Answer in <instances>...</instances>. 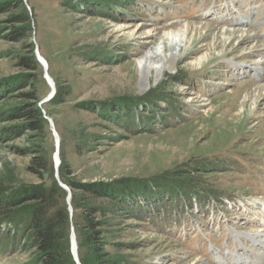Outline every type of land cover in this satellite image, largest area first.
<instances>
[{"label": "rangeland", "instance_id": "374dc122", "mask_svg": "<svg viewBox=\"0 0 264 264\" xmlns=\"http://www.w3.org/2000/svg\"><path fill=\"white\" fill-rule=\"evenodd\" d=\"M23 11L27 21L12 22ZM187 22L179 59L157 82L150 74L141 91L136 59ZM119 24L131 26L114 31ZM222 30L240 32L225 42ZM146 31L153 37L143 39ZM15 35L22 36L10 40ZM31 45L61 102L54 95L45 101L51 87L41 66H18ZM259 85L264 0H0V190L49 183V173L28 171L32 149H42L54 176L57 141L47 121L35 136L23 118H9L19 105L45 101L58 135V171L69 182L156 195L134 204L123 198L122 207L96 200L107 210L99 219L109 264H264ZM22 219L0 228V264H35ZM78 229L79 257L88 247Z\"/></svg>", "mask_w": 264, "mask_h": 264}, {"label": "trees", "instance_id": "16d2710c", "mask_svg": "<svg viewBox=\"0 0 264 264\" xmlns=\"http://www.w3.org/2000/svg\"><path fill=\"white\" fill-rule=\"evenodd\" d=\"M26 21L25 11L21 15L12 18L14 23H24ZM28 25L24 27V32L29 29ZM21 36H12L10 40L18 41ZM28 54L19 57L18 66L27 70L40 68L33 55L32 45ZM24 84L25 82L21 85ZM52 99L54 102H61L59 91H55ZM11 112L9 118H23L26 129L36 132L35 136L43 131L46 120L42 117L41 110L35 101L29 105H19ZM30 152L32 161L28 171L40 178H43L45 173H49V183L40 182L9 193L0 190V228L2 224H11L16 216L20 219L23 218L22 234L28 240L29 247L34 249L35 264H74L70 253V228L71 226L74 228L78 244L77 251H79L84 247V242L78 226H83L85 231L83 238L88 247V252L85 256L79 253L80 263L109 264L110 259H107L109 255L104 251L106 243L100 236V228L103 226V222L99 219L106 215L107 210L97 206L95 204L96 200L107 199L109 203L117 206L123 198H127L130 204H134L138 198L152 200L156 195L148 194V196L145 194L141 197H135L134 190L125 189L124 187L117 188L109 183L81 184L69 182L60 168L58 171L60 179L71 188L70 203L73 213L70 218L65 203L66 192L55 180L48 157L44 153L42 154V149H32ZM74 190H80L82 195L76 197ZM151 196L153 198H150ZM122 206L121 203L120 207ZM81 223L83 225H80ZM8 232L9 230L6 232L7 235H10ZM0 249L5 250V247L0 245Z\"/></svg>", "mask_w": 264, "mask_h": 264}, {"label": "bare ground", "instance_id": "6f19581e", "mask_svg": "<svg viewBox=\"0 0 264 264\" xmlns=\"http://www.w3.org/2000/svg\"><path fill=\"white\" fill-rule=\"evenodd\" d=\"M189 23H184L181 28L176 31H168L161 33L160 39H162L163 46H157L153 49H146L140 57L136 59L137 67L135 68L137 71L140 72V89L144 91L148 85L149 75L154 74V81H158L160 77L164 74V72L172 65L170 60L177 61L179 58L176 57V48L179 46L180 43L183 42L185 34L189 33ZM131 25L129 24H119L113 28L116 32H123L125 29H128ZM139 27V28H138ZM135 28L141 29V26L137 25ZM240 30H222L221 35L223 39L226 41H230L231 38L236 37V34H239ZM158 34V33H157ZM188 35V34H187ZM153 35L146 31L143 34V39L148 40L152 38ZM242 36H238L237 38H241ZM161 41V40H160ZM40 57L44 59L41 54L39 53ZM45 60V59H44ZM203 60V59H202ZM201 61V60H200ZM198 62V59H197ZM47 64V63H46ZM264 90V85L258 86V93L257 95H262ZM212 110V109H210ZM241 113L244 112L242 108L240 109ZM54 128V125H53ZM55 130V129H54ZM79 258V257H78ZM258 258H252L249 260L248 264H257ZM81 264V263H80Z\"/></svg>", "mask_w": 264, "mask_h": 264}, {"label": "water", "instance_id": "95a60500", "mask_svg": "<svg viewBox=\"0 0 264 264\" xmlns=\"http://www.w3.org/2000/svg\"><path fill=\"white\" fill-rule=\"evenodd\" d=\"M34 55H35L36 61L39 63V65L43 69V74H44L45 79L47 80V82L49 83V85L51 87V92L49 93L47 99L45 100V101H48L49 98L55 94V84H54L52 78L50 77V75L48 74V71H47L48 68H47L46 61L40 57L37 46H35V48H34ZM45 101H41L39 103V107L41 108V114H42V117L47 121V123L51 129V132L53 133V135L55 136L56 141H57L56 150L54 152V160L56 161V164L54 167L55 168L54 178L57 181V183L59 184V186L67 192L66 203L68 206L70 217H72L73 209H72V206L70 203L71 191L66 185H64L61 182L59 175H58V164H59V162H58V156H59L58 135L53 128L52 119L46 114L45 110L42 109V107H41ZM77 248H78V246H77V242H76V236H75L74 228H73V226H71V228H70V252H71V255H72L74 262L76 264H80V261L78 258V253H77Z\"/></svg>", "mask_w": 264, "mask_h": 264}]
</instances>
